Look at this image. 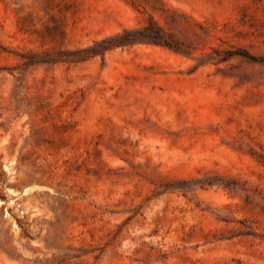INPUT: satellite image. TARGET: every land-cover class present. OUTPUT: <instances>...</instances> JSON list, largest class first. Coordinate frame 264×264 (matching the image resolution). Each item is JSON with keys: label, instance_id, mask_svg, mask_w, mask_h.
I'll return each mask as SVG.
<instances>
[{"label": "rangeland", "instance_id": "374dc122", "mask_svg": "<svg viewBox=\"0 0 264 264\" xmlns=\"http://www.w3.org/2000/svg\"><path fill=\"white\" fill-rule=\"evenodd\" d=\"M0 264H264V0H0Z\"/></svg>", "mask_w": 264, "mask_h": 264}, {"label": "trees", "instance_id": "16d2710c", "mask_svg": "<svg viewBox=\"0 0 264 264\" xmlns=\"http://www.w3.org/2000/svg\"><path fill=\"white\" fill-rule=\"evenodd\" d=\"M134 33H136L135 38ZM134 43H146L163 46L174 51L179 50L177 44L170 40L163 28L154 19H149L147 25L137 31L125 30L121 34L113 36L108 40L106 49L129 46Z\"/></svg>", "mask_w": 264, "mask_h": 264}]
</instances>
